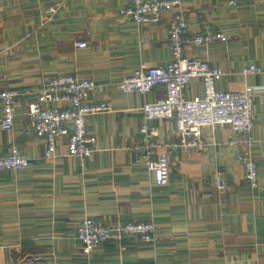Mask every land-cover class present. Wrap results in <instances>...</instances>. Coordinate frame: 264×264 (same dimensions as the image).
<instances>
[{
	"label": "crops",
	"instance_id": "0c3cea01",
	"mask_svg": "<svg viewBox=\"0 0 264 264\" xmlns=\"http://www.w3.org/2000/svg\"><path fill=\"white\" fill-rule=\"evenodd\" d=\"M182 2L192 31L222 30L228 38L186 45V54L226 72L221 90L258 88L259 187L244 178L242 148L229 127L204 128L207 148L192 150L176 145L174 119L150 122L159 145L155 157L167 153L171 163L164 186L127 149L141 141L144 103L164 97L165 88L124 93L119 82L142 66L171 61L169 16L158 24L123 18L119 11L130 0H0V90L20 93L14 127L0 128V156L18 149L31 161L25 169L0 170V264H264V73H244L250 65L264 68V0ZM79 40L87 46L79 48ZM58 74L95 80L89 101L113 109L89 118L97 142L83 161L67 156V137L47 159L45 139L30 128L28 103ZM203 95L200 79L184 91L187 99ZM2 115L0 106V121ZM85 217L153 220L157 242L129 237L87 256L77 238Z\"/></svg>",
	"mask_w": 264,
	"mask_h": 264
},
{
	"label": "built area",
	"instance_id": "2783aa9c",
	"mask_svg": "<svg viewBox=\"0 0 264 264\" xmlns=\"http://www.w3.org/2000/svg\"><path fill=\"white\" fill-rule=\"evenodd\" d=\"M250 0H228L237 6ZM123 18L141 23H160L169 16L168 28L171 36L172 59L164 66H142L133 75L122 77L119 86L122 92L146 94L157 86L165 88V96L142 107L145 123L140 128L141 141L127 149L136 153L137 159L154 173L158 186L169 182L171 163L169 155L155 157L159 146L156 132L150 122L174 119L177 123V146L192 150H204L208 142L202 130L229 127L237 135L241 146L238 161L244 168V178L253 189L259 187L260 166L254 155L256 139L253 133L257 97L256 85H246L239 91H224L218 86L226 72L207 60L186 54V45L203 46L217 41H227L222 30L207 29L192 31L182 0H130L120 9ZM79 48L87 42L77 41ZM245 74L264 73V68L250 65ZM193 79H200L204 95L196 99L184 96L185 88ZM97 90V83L90 78L75 74H58L47 81L38 95L28 103L27 116L30 128L38 138L46 141V158L56 157L57 141L67 137V156L86 160L95 151L97 138L90 132L88 121L92 115L111 112L108 102L95 103L89 96ZM20 93L13 88L0 90V106L3 115L0 128L8 131L14 127L16 108ZM173 144L171 143L170 146ZM31 164L30 158L20 150L0 156V170H21ZM218 185L223 186L221 177ZM134 237L140 242L155 244L157 232L155 221H117L85 217L78 226L77 238L82 243L83 253L91 256L107 243L121 244L126 238Z\"/></svg>",
	"mask_w": 264,
	"mask_h": 264
}]
</instances>
